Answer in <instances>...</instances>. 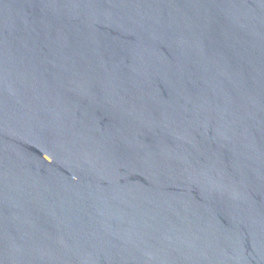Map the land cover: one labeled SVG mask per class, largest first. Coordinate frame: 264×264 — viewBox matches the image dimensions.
<instances>
[{
	"label": "water",
	"instance_id": "1",
	"mask_svg": "<svg viewBox=\"0 0 264 264\" xmlns=\"http://www.w3.org/2000/svg\"><path fill=\"white\" fill-rule=\"evenodd\" d=\"M0 264H264V0H0Z\"/></svg>",
	"mask_w": 264,
	"mask_h": 264
}]
</instances>
